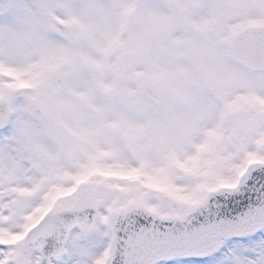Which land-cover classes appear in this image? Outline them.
I'll list each match as a JSON object with an SVG mask.
<instances>
[{
	"label": "snow or ice",
	"instance_id": "1",
	"mask_svg": "<svg viewBox=\"0 0 264 264\" xmlns=\"http://www.w3.org/2000/svg\"><path fill=\"white\" fill-rule=\"evenodd\" d=\"M0 264H264V0H0Z\"/></svg>",
	"mask_w": 264,
	"mask_h": 264
}]
</instances>
